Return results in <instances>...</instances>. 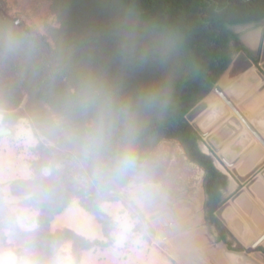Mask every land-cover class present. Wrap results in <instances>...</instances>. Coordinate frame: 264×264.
Instances as JSON below:
<instances>
[{"label":"trees","instance_id":"obj_1","mask_svg":"<svg viewBox=\"0 0 264 264\" xmlns=\"http://www.w3.org/2000/svg\"><path fill=\"white\" fill-rule=\"evenodd\" d=\"M52 13L57 17L59 28L51 30L54 47L43 42V48L19 52L4 56L3 49L18 31H24L0 12V110L11 114L12 124L20 119H36L38 106H47L54 114L63 118L72 131L74 146L70 151L79 153L67 170L72 179L57 170L64 165L66 155L59 147L47 146L40 141L36 150L39 159L31 164L33 179L17 180L10 184L11 192L16 195V187L28 184L40 187L39 195L28 202L29 207H37L38 236L56 240L62 246L66 241L73 242V256L79 261L81 251L95 247H111L113 240L109 237L112 219L101 209L104 203L115 202L114 193L127 187L140 173L126 177L119 182L102 183L97 179V169L107 167L111 157L118 148L116 143L106 146L98 153L87 154L85 145L91 131V124L74 106L78 95V73L85 70L88 64V44L86 39L92 29L97 27L102 16L104 0H49ZM149 7L167 8L172 12L182 13L192 29V49L199 57L202 72L194 82L181 83L177 90V104L173 114L162 122H155L146 127L138 142V151L143 165L165 140L179 141L188 158L205 171V211L206 221L217 228L218 242L227 241L226 229L216 212L224 203L222 190L228 184V178L215 166L213 158L200 148L201 136L189 122L188 115L214 89L225 71L230 67L233 57L241 52L250 55L236 27L264 26V0H146ZM63 48L66 55L72 58L71 70H57L54 67V56ZM98 61L102 53H94ZM257 63V60H256ZM8 121V120H7ZM32 124V130L39 139V119ZM50 166L49 177L42 174L44 167ZM74 177V179H73ZM84 183L79 184V178ZM3 186V184H0ZM62 200L58 208L57 203ZM73 200L80 205L102 226L108 242L90 241L70 230L50 232V224L61 214ZM1 233V226H0ZM1 241L6 244V236L1 234ZM81 246H78L77 243ZM77 245V246H76ZM11 246V245H9ZM29 244H27V247ZM40 259L44 261V244L40 245ZM237 251H242L239 247Z\"/></svg>","mask_w":264,"mask_h":264},{"label":"rangeland","instance_id":"obj_2","mask_svg":"<svg viewBox=\"0 0 264 264\" xmlns=\"http://www.w3.org/2000/svg\"><path fill=\"white\" fill-rule=\"evenodd\" d=\"M0 12L25 32L37 33L47 46L54 47L50 33L52 29H57L60 25L57 17L52 13L49 0H0ZM235 31L244 38L249 36L253 39L257 36L259 29L254 26H244L236 27ZM234 59L237 60V57ZM217 84L213 91L190 112L188 115L190 123L194 124L198 120L200 115L196 111L213 96L219 85ZM36 112L38 116L36 119H20L16 124H12L10 116L13 113L0 110L3 119L0 126L6 125L13 129V133L5 137L11 138L15 135L19 124L32 130V124H37L36 120L39 119V139L33 133L35 143L26 147L23 143L26 136L23 133L21 153L32 164L39 159L36 147L40 141L47 146L62 148L67 162L64 165H58L57 170L72 179L73 170L69 172L67 166L74 162L79 153L76 150L70 151V146H74L70 127L63 118L54 114L47 106L39 105ZM205 140L204 137L200 144L206 151ZM45 170H48L50 174L45 175ZM51 173L50 166L42 169L45 177H49ZM75 179H79V184L84 183L82 177ZM204 183L205 171L188 158L179 141L161 142L133 181L124 189L114 193L115 202L102 205L103 210L112 219L109 237L113 240L111 247L115 253L109 255L106 260L100 261L104 254L111 252L97 251L88 255L89 261L85 263L119 264L116 257L123 255L124 252L128 261L120 264H242L240 255H236L235 252L237 248L242 247L238 240L227 232L228 243L232 247L228 249L234 251L228 252L223 247L225 243L218 242L219 235L216 229L205 220ZM130 185H133L136 190L134 198L128 194ZM15 187L16 195H13L10 187L0 186V237L1 234L6 236L4 245L16 254L19 259L17 264H81L82 251L79 261H75L72 241H66L60 246L56 240L38 236L40 211L37 207H29L28 202L33 197L40 196L41 188L28 184ZM200 192L203 200L199 205ZM227 194L226 191L225 198ZM61 202L62 200L55 208H58ZM164 214H169L172 223L176 226L175 231L170 233L166 240L162 239L154 226L155 221ZM8 241L12 242L11 246L7 243ZM27 244H29L28 247ZM41 244H44V261L42 262L39 253ZM77 244L81 246L79 242ZM4 256L9 255H1L0 264H10ZM244 259L246 264L262 263L261 259L254 255Z\"/></svg>","mask_w":264,"mask_h":264},{"label":"clouds","instance_id":"obj_3","mask_svg":"<svg viewBox=\"0 0 264 264\" xmlns=\"http://www.w3.org/2000/svg\"><path fill=\"white\" fill-rule=\"evenodd\" d=\"M102 16L86 39L88 64L78 73L79 92L73 103L91 124L87 154L118 145L108 166L97 169V179L111 183L143 169L140 137L148 125L173 114L178 85L198 79L202 64L182 13L149 7L146 0H104ZM42 48L37 33L21 30L11 35L2 54ZM97 49L102 53L98 61ZM53 63L60 71L72 68V58L63 48ZM128 194L136 196L133 185Z\"/></svg>","mask_w":264,"mask_h":264},{"label":"crops","instance_id":"obj_4","mask_svg":"<svg viewBox=\"0 0 264 264\" xmlns=\"http://www.w3.org/2000/svg\"><path fill=\"white\" fill-rule=\"evenodd\" d=\"M258 29L259 32L253 39L249 36L244 38L238 34L244 45L250 50V55L241 52L233 57L232 64L223 74L218 83L219 85L217 84L215 93H213L215 97L221 96L219 103H221L223 112H199L200 116L198 120L194 124L191 123L201 138H206V151L203 150L200 144L203 153L211 156L216 168L228 178V184L222 190L224 203L220 209V216H216L227 232L242 245L243 251H235L237 254H240L239 259H241L242 264H246L245 257L253 255L259 257L262 262L261 264H264V26L258 27ZM235 57H237V60L234 59ZM239 82L243 83L241 97L235 101L231 97L230 87L233 88ZM218 90L221 92L220 95ZM238 120L242 121L238 122ZM2 121L3 119L0 114V123ZM242 122L247 123V126ZM23 133L26 136H23V138L25 137L23 140L25 146L29 147L33 145L35 143L33 131L22 127L20 124L15 130V135L11 136V138H0V184H3L4 187H10V184L17 180H30L33 177L31 163L25 159L20 151L22 148L21 135H24ZM44 174L49 175L50 172L45 170ZM226 191L228 192L227 198L224 196ZM259 192L262 194H259ZM80 209H82L80 201L73 200L63 213L56 216L51 222L50 232L56 233L57 231L67 229L78 234L75 225H82L76 215ZM101 209L104 213H107L103 210V206H101ZM57 219H59L60 224L54 226ZM94 229L97 235L89 240L107 243L102 226L98 222ZM7 243L9 245L12 244L11 241ZM223 245L224 247L226 246L225 244ZM97 251L111 252L104 254L100 258V261L102 259L106 260L109 255L115 253L112 247H95L91 250H84L81 255V264H86L85 261H89L87 256ZM227 251L234 252L229 249ZM5 254L9 255L4 256V258L10 264L18 263L19 259L16 254L7 248L0 238V256ZM116 258L119 264L128 261L124 256V252L123 255H119Z\"/></svg>","mask_w":264,"mask_h":264},{"label":"bare ground","instance_id":"obj_5","mask_svg":"<svg viewBox=\"0 0 264 264\" xmlns=\"http://www.w3.org/2000/svg\"><path fill=\"white\" fill-rule=\"evenodd\" d=\"M237 64H239V62H237ZM239 66V65H238ZM243 66V65H242ZM237 67V65H236ZM238 68V67H237ZM245 73V72H244ZM229 75V74H227ZM235 77V76H234ZM242 78V77H241ZM261 78V77H260ZM235 79V78H234ZM257 79V78H256ZM255 79V80H256ZM231 80V79H229ZM245 82V81H244ZM229 83V82H228ZM254 83V82H253ZM231 85V84H230ZM242 85L243 83H237L233 88L230 87V94L232 95L231 97H233L235 99V101H237L239 99V97H241V91H242ZM217 88V87H216ZM219 95H220V91L218 90ZM251 92V91H250ZM250 94V93H249ZM264 94V93H263ZM254 95V94H253ZM220 98L221 96H212L211 98H209L203 105H201V107L196 111V112H223V108L221 106L220 102ZM255 98V97H254ZM259 98V97H258ZM228 100V99H227ZM246 100V99H245ZM263 100V99H262ZM244 101V100H243ZM245 102V101H244ZM250 102V101H249ZM233 103V102H232ZM249 105V104H248ZM251 105V103H250ZM229 106V104H228ZM232 106V105H230ZM235 106V105H234ZM238 106V105H237ZM245 106V105H244ZM252 107V106H251ZM262 107V106H261ZM234 109V108H233ZM237 109V108H236ZM240 109V108H239ZM260 109V108H259ZM229 110V109H228ZM244 110V109H243ZM252 110V109H251ZM250 111V110H249ZM244 112V111H243ZM253 112V111H252ZM250 113V112H248ZM257 113V112H256ZM238 115V114H237ZM244 115V113H243ZM240 116V115H239ZM252 116V115H251ZM225 118V117H224ZM241 119V118H240ZM243 119V118H242ZM252 120V119H251ZM220 121V120H219ZM240 120H238L239 122ZM242 121V120H241ZM240 121V122H241ZM245 121V120H244ZM227 122V121H226ZM244 123V122H242ZM223 124V123H221ZM241 124V123H240ZM247 126V123H244ZM253 124V123H252ZM226 125V124H225ZM249 125V124H248ZM223 126V125H222ZM256 126V125H255ZM259 126V125H258ZM218 128V127H217ZM232 128V127H231ZM250 128V127H249ZM235 129V128H234ZM244 129V128H243ZM255 129V128H254ZM230 131V130H229ZM252 131V130H251ZM228 132V131H227ZM232 132V131H231ZM240 132V131H239ZM255 132V131H254ZM212 133V132H211ZM216 133V132H215ZM214 134V133H213ZM258 135V133H257ZM256 136V135H255ZM214 137V136H213ZM223 139V138H222ZM226 139V138H225ZM219 140V139H218ZM236 140V139H235ZM212 141V140H211ZM234 141V140H233ZM262 141V140H261ZM227 143V142H226ZM231 143V142H230ZM219 147V146H218ZM259 150V149H258ZM247 151V150H246ZM253 152V151H252ZM243 157V155H242ZM244 161V160H243ZM258 163V162H257ZM257 165V164H256ZM255 167V166H254ZM237 172V171H236ZM247 178V177H246ZM264 185V184H263ZM203 190V189H202ZM251 191V190H250ZM258 194V193H257ZM259 194H262L259 192ZM258 194V195H259ZM245 195V194H244ZM249 195V194H247ZM246 195V196H247ZM200 199H199V205L203 200V195L199 194ZM248 197V196H247ZM261 197V196H259ZM252 198V197H251ZM254 200V199H253ZM258 200V199H257ZM256 200V201H257ZM255 201V200H254ZM260 201V200H258ZM235 202V201H234ZM261 203V201H260ZM235 204V203H234ZM259 204V203H257ZM234 206V205H233ZM263 206V204H262ZM158 207V206H157ZM238 207V206H237ZM264 207V206H263ZM242 209V208H241ZM241 209H239L241 211ZM196 210V209H195ZM252 210V209H251ZM250 210V212H251ZM243 211V209H242ZM246 211V210H245ZM217 213V212H216ZM253 213V211H252ZM228 214V212H227ZM232 214V213H231ZM237 214V213H236ZM80 223L82 225H75L76 230L78 231V234L86 237L87 239L93 238L97 235V233L94 231L97 226V221L95 219V216L91 215L90 213H88L86 210L80 209L79 212L76 214ZM240 215V214H239ZM250 216V215H248ZM238 217V216H237ZM239 219V218H237ZM264 219V218H263ZM248 220V219H247ZM236 221V220H235ZM243 221V220H242ZM172 219L170 217L169 214H164L163 216L159 217L155 223L154 226L156 227V230L158 231V234L162 237L163 240H166V238H168V236L170 235V233L175 231V227L174 224L172 223ZM250 222V221H249ZM255 222V221H254ZM263 222V221H262ZM241 223V222H240ZM57 224H60L59 219H57L56 223H54V226H56ZM235 224V223H234ZM245 224V223H244ZM260 224V223H259ZM262 225V224H261ZM264 225V224H263ZM235 226V225H234ZM240 226V225H239ZM249 227V226H248ZM262 229V228H260ZM253 231V230H252ZM238 232H240V230H238ZM254 232V231H253ZM255 233V232H254ZM250 238V237H249ZM264 242V241H263ZM224 247V245H223ZM225 249V247H224ZM226 250V249H225ZM236 255H240V254H236ZM224 256V255H223ZM242 262V261H241Z\"/></svg>","mask_w":264,"mask_h":264},{"label":"water","instance_id":"obj_6","mask_svg":"<svg viewBox=\"0 0 264 264\" xmlns=\"http://www.w3.org/2000/svg\"><path fill=\"white\" fill-rule=\"evenodd\" d=\"M13 133V129H11L10 127L6 126V125H2L0 126V138L8 136L9 134ZM82 207V206H81ZM83 209V207H82ZM85 210V209H84ZM63 213V212H62ZM60 215V214H59ZM217 216H220V209L217 211L216 213ZM58 216V215H57ZM96 219V218H95ZM73 232V231H72ZM75 233V232H74ZM77 234V233H75ZM78 236H80L79 234H77ZM82 237V236H81ZM86 239V238H85ZM89 240V239H87ZM92 241V240H90ZM94 241V240H93ZM225 248L228 250V247L225 246Z\"/></svg>","mask_w":264,"mask_h":264},{"label":"flooded vegetation","instance_id":"obj_7","mask_svg":"<svg viewBox=\"0 0 264 264\" xmlns=\"http://www.w3.org/2000/svg\"><path fill=\"white\" fill-rule=\"evenodd\" d=\"M205 176H206V174H205ZM207 214V213H206ZM206 216L207 215H205V220H206ZM207 222V221H206ZM211 226V225H210ZM211 227H213L214 229H216V232L218 233V235H219V232H218V230H217V228L216 227H214V226H211ZM226 234H227V230H226ZM227 241H229V238H227ZM224 243V242H223ZM227 245V244H226ZM228 246V245H227ZM228 248H229V246H228Z\"/></svg>","mask_w":264,"mask_h":264}]
</instances>
